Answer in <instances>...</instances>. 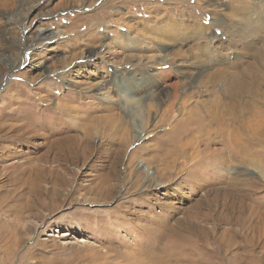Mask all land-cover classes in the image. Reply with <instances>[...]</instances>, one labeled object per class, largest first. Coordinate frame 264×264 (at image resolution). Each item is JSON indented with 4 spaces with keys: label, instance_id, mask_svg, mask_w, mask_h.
I'll use <instances>...</instances> for the list:
<instances>
[{
    "label": "rangeland",
    "instance_id": "1",
    "mask_svg": "<svg viewBox=\"0 0 264 264\" xmlns=\"http://www.w3.org/2000/svg\"><path fill=\"white\" fill-rule=\"evenodd\" d=\"M5 26L0 264H264V0H0Z\"/></svg>",
    "mask_w": 264,
    "mask_h": 264
},
{
    "label": "bare ground",
    "instance_id": "2",
    "mask_svg": "<svg viewBox=\"0 0 264 264\" xmlns=\"http://www.w3.org/2000/svg\"><path fill=\"white\" fill-rule=\"evenodd\" d=\"M246 18V17H245ZM220 26H223L222 25V22H217ZM257 26V25H256ZM256 29V28H255ZM259 29V28H258ZM247 30V29H246ZM6 26L3 28V29H0V42L1 43H4L7 41V35L6 34ZM166 31V30H165ZM249 31H252L253 32V26L251 27V30ZM255 32V30H254ZM237 36H240L241 35L239 33L236 34ZM188 36V35H187ZM230 38V37H229ZM231 42V41H230ZM237 42V41H236ZM5 44V43H4ZM7 44V43H6ZM246 47V46H245ZM25 63V62H24ZM126 79V78H125ZM128 80V79H127ZM123 81V84L127 83L125 82L124 79H122ZM140 82V81H139ZM140 84V83H138ZM153 93V92H152ZM132 102H136V103H139V100L137 99H131ZM173 118V117H172ZM170 115H166V119H164V121H167V122H170ZM172 122V121H171ZM186 123V126L188 129H185L183 131V134L182 136L184 137H187L189 136V134L193 131H197L198 129H202V130H206L205 127L208 126V123L209 122H185ZM243 128L245 129L244 131V134H245V138L243 139V142L239 141L237 138L238 136L240 135L239 132L235 131L236 129L234 128V125L232 123H228L226 124V126L224 127H221V129L216 133L217 136H220L223 140H222V143L223 145L225 146L224 147V151L229 153L232 156H236L238 153L240 152H243L244 151V147L246 145H248L249 143H251L252 139L250 138L249 136V127L246 125V124H242ZM3 126L0 125V130H3ZM209 132V131H208ZM141 136V135H140ZM197 135H195L194 138H196V141H198L201 144H205L206 148L211 146V145H214L217 143V138L216 137H211V136H208V137H204V136H200V137H196ZM180 137L179 135H176V138ZM219 137V138H220ZM227 141V142H224V141ZM62 142V141H61ZM241 142V143H240ZM58 144V143H57ZM54 143H48V150L45 154V158H47L48 155H54L53 157L57 156V148L60 147L59 145H57ZM66 144V143H65ZM76 146V145H75ZM63 148V147H62ZM76 148V147H75ZM59 149V148H58ZM190 151L194 150L193 147H190L189 149ZM207 150V149H206ZM63 151V150H62ZM154 151V150H153ZM156 151V150H155ZM207 152H204V151H200L198 152L194 157H190V155H192V153H190L189 151L185 150L184 148H179L176 152V160L180 159V158H183L184 160H195V158H198L200 157L201 155H205ZM67 154V153H66ZM72 155V154H71ZM200 155V156H199ZM209 156V155H208ZM59 159V158H58ZM175 160V161H176ZM133 161V160H132ZM55 162V161H54ZM37 164V163H36ZM33 165V167H30L26 172H22V173H19V176H21V178H19L18 176L16 177L18 180H19V185L20 187H28L30 189V191L34 192L33 194V198L34 196L39 198V202H44L42 201L40 198H46V201L48 198H51V194H52V197H53V194H55L57 192V190L54 188V186H51V188L47 189V191H43V187L41 186V183L44 182L43 180H51V181H54L55 179V169H43L40 165L36 166ZM51 165V164H50ZM21 166V165H19ZM134 169L136 172H144L146 173V175H151L150 174V168H148V166H145V164H142L140 165L139 163L138 164H134ZM170 167V164L167 163L166 166H165V169L169 168ZM22 168V167H21ZM26 168V167H25ZM54 168V167H53ZM21 170V169H20ZM17 171V170H16ZM16 171H11L9 172L10 175L16 173ZM18 172V171H17ZM59 173V172H58ZM58 176V175H57ZM15 178V179H16ZM10 183V182H9ZM58 185V184H57ZM159 184H156L155 187H158L159 188ZM50 187V186H49ZM25 189V188H24ZM18 190V189H17ZM29 192V190H28ZM30 193V192H29ZM58 193V192H57ZM17 195V192H13L12 194L9 195L10 198L12 197H16ZM31 196V195H30ZM14 199V198H13ZM31 199V198H30ZM29 199V200H30ZM59 199V198H57ZM29 200H27V202H30ZM38 202V201H37ZM39 204V203H38ZM47 204V203H46ZM56 204V203H55ZM25 205V204H24ZM51 205V204H50ZM51 208V207H50ZM25 209V208H24ZM29 209V208H28ZM24 212V211H22ZM19 216H22L21 214ZM18 217V216H17ZM24 218V217H23ZM21 219V217H20ZM12 227V225H11ZM14 227V226H13ZM12 227V228H13ZM2 228V227H1ZM4 228V227H3ZM17 228V227H16ZM9 229V228H8ZM4 230V229H3ZM2 230V231H3ZM11 230V229H10ZM23 230V229H22ZM1 231V229H0ZM7 231V230H6ZM4 231V232H6ZM16 231V230H15ZM21 231V230H20ZM19 231V232H20ZM3 232V233H4ZM12 232V231H11ZM13 233V232H12ZM5 234V233H4ZM4 237V236H3ZM237 237V236H236ZM262 238V236H261ZM260 239V237H259ZM264 239V238H262ZM260 240L259 242L261 243H264V240ZM253 241V240H252Z\"/></svg>",
    "mask_w": 264,
    "mask_h": 264
}]
</instances>
